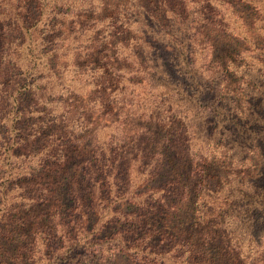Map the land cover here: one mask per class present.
Here are the masks:
<instances>
[{"label": "trees", "instance_id": "16d2710c", "mask_svg": "<svg viewBox=\"0 0 264 264\" xmlns=\"http://www.w3.org/2000/svg\"><path fill=\"white\" fill-rule=\"evenodd\" d=\"M116 3L0 0V24L15 34L6 42L0 37V240H15L3 230L6 214L19 206L47 209L31 223H51L49 230L34 227L35 237L47 235L39 248L32 240L13 256L0 245V264H243L228 241L209 235L205 225L217 228L232 214H247V182L239 178L235 192L225 191L218 170L201 167L247 150V126H253L252 139L264 133V109L247 96V69L238 72L247 36L228 27L229 18L239 22L264 66V0ZM108 10L105 26L104 17L93 14ZM83 15L90 21L80 23ZM101 28L108 30L104 37ZM152 44L172 62L150 61ZM110 46L114 53L103 57L120 65L109 62L112 70L103 74L116 84L125 80L156 92L151 105L160 114H137L133 90L125 95L116 88L108 102L96 69L78 85L87 90L63 83L67 66L70 81L81 80L89 76L83 62ZM93 91L99 94L92 102L97 113L70 99ZM57 93L64 98L56 99ZM217 97L231 100L234 113L221 111ZM116 99L156 128L128 117L97 123ZM57 113L64 115L59 124Z\"/></svg>", "mask_w": 264, "mask_h": 264}, {"label": "rangeland", "instance_id": "374dc122", "mask_svg": "<svg viewBox=\"0 0 264 264\" xmlns=\"http://www.w3.org/2000/svg\"><path fill=\"white\" fill-rule=\"evenodd\" d=\"M117 0H109V3L112 4H117ZM225 5H221L219 7V10L221 12H224L226 10ZM119 12V11H118ZM116 12V14H118ZM109 10L108 11H103L98 14H93L98 17H104L105 19V26L109 25V16H108ZM228 13V10H227ZM226 13V14H227ZM122 15H126V17L131 18V16L134 19V15L132 12H126L125 14L122 12L120 13ZM88 15V14H87ZM117 16V15H116ZM87 16L83 15L82 18L78 19L80 23L82 22H88L90 20L86 21ZM228 27H234L235 31L239 33L242 37L247 36V41H245V44L247 42V54L243 56L242 59H238L237 62L241 61L238 63L240 68H238V72L243 69H247V96L248 98L253 99L254 102H259L261 104L262 110L264 109V66L260 64L257 60V56L259 55L260 52L255 51L253 47H251V43L249 42L248 34H245V30L243 27L239 24V22L234 21V19L229 18L228 19ZM75 27V25H73ZM109 27V26H108ZM107 29L101 28L99 30L100 35L103 37L106 36L107 34ZM124 35L129 39L131 36L134 38L139 37V35H136L135 33H124ZM0 37L4 38L2 41H10L15 38V34L12 30V27L8 24H0ZM140 39L142 37H139ZM138 40V39H137ZM139 41V40H138ZM138 44L140 45L141 42L139 41ZM151 49H149L150 52V61L152 60H165L172 62L173 57H167L161 49L152 44L150 46ZM141 49L144 50V47L141 46ZM115 51L114 48L111 46L108 48L107 51H105L104 54H98L95 55L92 58V61L87 60L85 63L83 62L84 65V70L87 71V75L89 76H82L81 80H78L79 78H75L73 81H70V78H73V72L72 68L70 66L66 67V71L64 74V77L62 79L63 83L74 86L76 87V91H83V89H86L84 87H79L78 85L81 84L82 82H85L86 77H90V71L93 69H96V78L97 76L101 77L100 81L104 84L103 87H106L105 91V97L107 98L108 102H111L110 96H108V93L111 91L115 90L118 88L119 90H122L125 92V95H128V93L132 92V102L134 104L133 109L137 111V114L141 113L142 111H145V113L152 112V113H159L160 110L154 109V106L151 105L153 100L155 99V95L157 94L156 92H149L148 94V87L143 84H139L136 86H132V84H127L125 80H121V83L118 82L116 84L115 77H113V80L110 76H106V74H103V69L105 68L107 72H109L110 67L108 63L110 62L111 65L117 69L120 65L119 61H116V59H106L103 57V55L106 54H113ZM147 51V50H145ZM161 55V57H156V53ZM153 55H155L154 58ZM219 57V56H218ZM163 58V59H162ZM95 67V68H94ZM86 68V69H85ZM117 74H120L118 71ZM122 74V72H121ZM106 76V80L109 79V82L107 84L105 78H102V76ZM238 76V75H236ZM98 77V78H99ZM250 77H253L252 80ZM135 79H139V75L134 76ZM5 79V78H4ZM246 80L245 78H242V82ZM79 81V82H78ZM76 82V83H75ZM113 83V84H112ZM241 83V80H240ZM253 83H256L254 86ZM242 87L243 84H240ZM208 87L207 82H205V85H202V89L206 91ZM87 90V89H86ZM97 90H100L98 88ZM74 91V92H76ZM123 91H120L123 92ZM147 91V94H146ZM86 94V92L83 93H75L73 96L70 97V99H75L78 98L80 99V103L83 105H86L85 110L89 109V113H92L95 111L96 113L98 112L97 104H93L92 102L94 99H97V95H99L97 92L93 91L91 93ZM51 96V95H50ZM56 99L59 98H64L60 93H57L53 95ZM51 96V98H53ZM68 97L63 100H70ZM208 99V98H206ZM252 100V101H253ZM121 99H116L114 100L112 107L113 109L109 114L106 115L105 118H100L97 123L100 124H106L109 123V118H117L119 121L125 119L127 120L128 118H131V121L135 122L141 127H151L155 129L156 127L152 122L146 119H139L135 115H130L129 110L124 106L121 102ZM207 101V100H205ZM233 102L231 100L223 99L221 100L220 97H217V106L221 111H225L226 113H230L227 108H229L231 111H233L230 106H232ZM119 108V109H118ZM121 108V110H120ZM81 110H79L80 112ZM133 113V112H132ZM234 113V111H233ZM3 114V110L0 108V116ZM57 113L54 116H57V121L56 124H59L64 120V115H58ZM229 115V114H228ZM55 118V117H53ZM74 119V118H72ZM107 119V120H106ZM73 121V120H72ZM77 125H79L78 122H75L74 120V125L72 126L75 129ZM218 126H223L225 125L223 123H218ZM220 130V128H219ZM253 136V126H247V150L241 152V149L237 150L236 155L233 156V158L227 154H224L225 157H222L221 159H216L214 161H208L207 168L206 167H201L200 163L198 164V167H201L202 170L208 171V172H214L213 170H218V182L222 183L223 189L225 191L231 190L235 192V188L238 184V179H244L245 182H247V214H240L237 218H233V214L226 220L228 223H217V228L213 227L212 223H209L205 225V228L209 229V235L210 231L211 233L213 232L214 235L216 234L221 235L224 241H228L229 245H231L232 249L235 250V252L238 254L239 259L241 258L243 264H264V133L262 136L260 135L256 139H252ZM261 141H259V138ZM85 145H88V143H85ZM246 152V153H245ZM211 164L210 169L208 166ZM214 164V165H212ZM200 165V166H199ZM15 180V179H13ZM15 182V181H13ZM226 182V183H224ZM230 185V187L228 186ZM14 187V186H13ZM17 189V188H16ZM251 196V199L248 200V197ZM250 203V204H249ZM47 210V209H46ZM46 210H41V209H36V210H30L29 211V206H19L16 209H11L8 211L6 216L8 217V223L4 225V230L9 233V236L12 240L9 238L7 242L2 243L0 240V245H3V250L6 253H11L13 256H17V248L20 250L22 247L25 249H28L30 246L32 240L35 243L38 248L40 247V244L44 241L43 237L45 238L47 235H40L39 234L35 237L34 236V227H45L46 229H50L51 223L48 221H42L40 220V223H31L32 221L36 220L35 218L31 219L34 217V215L37 214H46ZM3 213V212H2ZM44 218V217H43ZM39 219V217H38ZM21 228V230H20ZM23 228V229H22ZM203 232L201 229L198 231V233ZM14 235V236H13ZM201 234L196 235V237H200ZM13 236V237H12ZM35 238V240H34ZM263 259V260H262ZM26 262V261H25Z\"/></svg>", "mask_w": 264, "mask_h": 264}]
</instances>
